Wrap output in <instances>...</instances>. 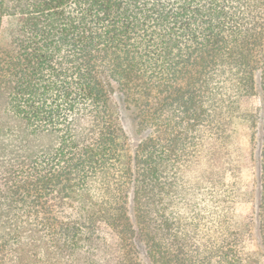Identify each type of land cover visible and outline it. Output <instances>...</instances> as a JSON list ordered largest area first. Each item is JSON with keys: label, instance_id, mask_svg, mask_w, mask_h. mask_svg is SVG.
Here are the masks:
<instances>
[{"label": "trees", "instance_id": "trees-1", "mask_svg": "<svg viewBox=\"0 0 264 264\" xmlns=\"http://www.w3.org/2000/svg\"><path fill=\"white\" fill-rule=\"evenodd\" d=\"M0 264H264V0H0Z\"/></svg>", "mask_w": 264, "mask_h": 264}, {"label": "rangeland", "instance_id": "rangeland-1", "mask_svg": "<svg viewBox=\"0 0 264 264\" xmlns=\"http://www.w3.org/2000/svg\"><path fill=\"white\" fill-rule=\"evenodd\" d=\"M260 107V99L251 97L244 99L242 109L247 112H253ZM125 127L131 131V121L127 118L123 120ZM235 151L232 152L234 161L241 166V182L244 189L255 194L257 188V159L256 146L251 140V131L247 124H243L238 131L235 140ZM247 219L252 218L251 205H243L239 210ZM254 231L250 240V248L254 251H259L255 240Z\"/></svg>", "mask_w": 264, "mask_h": 264}]
</instances>
